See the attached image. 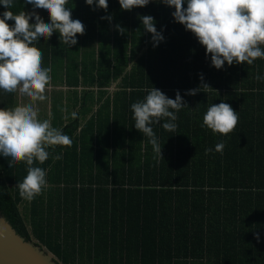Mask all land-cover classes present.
I'll return each mask as SVG.
<instances>
[{"label":"trees","instance_id":"obj_1","mask_svg":"<svg viewBox=\"0 0 264 264\" xmlns=\"http://www.w3.org/2000/svg\"><path fill=\"white\" fill-rule=\"evenodd\" d=\"M32 6L13 0L10 10ZM66 7L85 26L77 43L69 47L54 32L33 44L51 68L39 118L72 145L49 148L48 159L34 163L48 186L31 201L17 188L26 164L9 167L0 155V213L61 264H264V79H255L264 77V59L215 68L175 21V8L159 0L130 11L119 0H108L107 10L95 0ZM6 10L0 4V16ZM37 14L50 22L47 11ZM143 15L164 37L155 46ZM202 84L209 87L187 94ZM153 87L172 99L179 91L187 104L175 132L162 128L164 119L151 125L163 158L135 128L131 110ZM222 101L239 117L228 135L202 127L207 109ZM17 104L18 93L0 91V108Z\"/></svg>","mask_w":264,"mask_h":264},{"label":"clouds","instance_id":"obj_2","mask_svg":"<svg viewBox=\"0 0 264 264\" xmlns=\"http://www.w3.org/2000/svg\"><path fill=\"white\" fill-rule=\"evenodd\" d=\"M33 8L43 9L49 14L45 23L35 11H20L14 14L10 8L13 0H0L6 10L0 16V91L18 93L27 97V103L17 104L11 108H0V155L10 158L9 167L24 162L27 174L22 182L17 183L22 199L31 201L48 186L46 171L34 166L35 162L43 164L49 157L47 149L56 146L71 147V138L59 128L53 127L50 119L39 118L38 103L47 99L45 95L51 82V68L43 67V54L33 42L40 38L49 39L54 32L59 33L64 44L75 45L77 34L83 35L85 26L79 19H73L68 0H25ZM93 5L94 0H85ZM150 0H119L123 10L148 5ZM169 7L176 22L190 30L199 43L211 55V64L217 69L225 62L232 65L247 63L252 65L256 59H264V0H159ZM97 8L107 10L108 0H95ZM35 22H30L32 18ZM105 17H102L104 19ZM111 20V17H107ZM144 29L152 34L154 46L164 39L157 31L154 17H140ZM12 20L10 25L7 21ZM121 33L123 28L117 25ZM203 79V77H201ZM255 79H264L257 74ZM209 87L202 84L200 88L191 89L188 95ZM187 104L179 91L175 99L169 98L161 90L153 87L141 101L131 105L135 128L149 138L153 151L161 158V145L151 127L162 119V128L175 132L176 113ZM174 110V111H173ZM73 119L77 113H71ZM239 122L237 111L229 103H213L203 116L202 127L213 133L228 135L234 131ZM224 143L219 142L215 151L223 152ZM213 149L206 148L205 154ZM57 154L54 160L61 159ZM258 238V235H257Z\"/></svg>","mask_w":264,"mask_h":264},{"label":"water","instance_id":"obj_3","mask_svg":"<svg viewBox=\"0 0 264 264\" xmlns=\"http://www.w3.org/2000/svg\"><path fill=\"white\" fill-rule=\"evenodd\" d=\"M44 248L18 234L0 213V264H61Z\"/></svg>","mask_w":264,"mask_h":264},{"label":"rangeland","instance_id":"obj_4","mask_svg":"<svg viewBox=\"0 0 264 264\" xmlns=\"http://www.w3.org/2000/svg\"><path fill=\"white\" fill-rule=\"evenodd\" d=\"M33 11H35L37 13V12L40 11V9L39 8L34 9L33 6H32V7L29 8V12H33ZM113 88H114V84L111 86V89H113ZM18 102H19V104L27 103L28 102V98L27 97H22V96H20L18 94ZM47 108H48V106H47ZM33 242H36V241L33 239ZM43 250L46 252L45 248Z\"/></svg>","mask_w":264,"mask_h":264}]
</instances>
